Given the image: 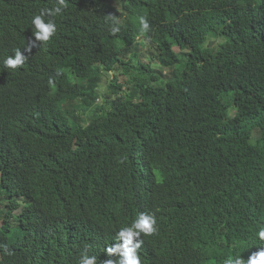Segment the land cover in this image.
Wrapping results in <instances>:
<instances>
[{
	"label": "trees",
	"instance_id": "obj_1",
	"mask_svg": "<svg viewBox=\"0 0 264 264\" xmlns=\"http://www.w3.org/2000/svg\"><path fill=\"white\" fill-rule=\"evenodd\" d=\"M57 4L0 0V59L20 45L27 57L15 70L0 62V264H79L139 210L157 216V248L223 264L242 241L233 210L264 181V0H125L131 25L115 34L106 0H65L54 35L25 51L31 16ZM141 15L172 74L146 55L127 61ZM176 46L188 49L181 69ZM109 65L140 79L99 92L90 69ZM68 94L80 103L60 112Z\"/></svg>",
	"mask_w": 264,
	"mask_h": 264
},
{
	"label": "clouds",
	"instance_id": "obj_2",
	"mask_svg": "<svg viewBox=\"0 0 264 264\" xmlns=\"http://www.w3.org/2000/svg\"><path fill=\"white\" fill-rule=\"evenodd\" d=\"M124 1L125 0H106V18H114L109 28L112 34L118 33L120 27L128 26L126 20L130 15L124 12L121 7ZM65 7V0H58L56 7L52 9H43L41 12L31 16L27 28V31L30 30L29 47L25 48V51L30 52L32 47H38L40 42H47L54 35L56 26L53 18L61 15ZM113 11L116 12V16L110 15ZM138 22L139 34L136 36L134 43L138 51L135 53L130 48L127 52H131L129 55L132 56V58L135 56V58L142 59L143 55L150 54L153 47L151 46V41L144 36L150 31L148 18L141 15L138 17ZM133 26L136 27V25ZM20 46L13 48L1 57L0 62L5 59L2 63L3 68L15 70L23 65L27 57L20 51ZM176 49L180 51L177 52ZM173 50L181 61V63L177 65V68L181 69L185 62L184 54H187L188 49L184 48L182 52L181 49L176 46ZM150 66L155 72H161L162 74L169 75L173 72L172 68L162 67L161 65L160 67H153L151 63ZM116 70L117 68H113L111 65L101 70H96L94 66H92L90 72L100 73L103 81L105 74H114ZM162 82L163 81H159L157 85H161ZM49 83H51V81H49ZM116 98L117 96L114 95V99ZM78 103L80 102L71 101L70 94H68L62 97L59 110L60 112H69L72 107L74 105L77 106ZM234 113L235 111L231 109L230 114L233 115ZM257 139L258 138L253 134V139H250V141ZM0 198V206L4 207L0 209V212L7 213L8 210L5 207L7 201L2 196H0ZM217 202L223 212L222 204L224 199H218ZM17 203L18 206L22 204V199L20 197L17 198ZM182 204L180 200H176L172 204V209L169 211L170 218L178 216L176 214L184 208ZM22 208L23 206L17 207V209L13 211V215H18ZM233 211V214L237 213L234 220L237 219L239 228H243L235 231V238L242 239V241L235 245H231V249H229L226 254L228 258L224 260L223 264H264V181L257 189L247 190ZM156 219L157 216L152 211H137L127 223H119L120 227L115 229L112 240L108 243L103 242L101 244V252L99 254L94 253L93 256H89L86 252L81 253L79 264H153L154 261L164 262L166 260H170L171 264H177V262L180 261L183 262V264H221L218 262L220 259H214L215 256L218 258L221 257V253L218 252L206 251L207 253L205 254L199 250V254L196 255L185 253L178 256L172 254L167 247L159 246L157 248L150 237L157 231L155 228L157 223ZM2 221L3 220L0 219V222ZM206 255L211 256V261L207 262L205 260L204 256Z\"/></svg>",
	"mask_w": 264,
	"mask_h": 264
},
{
	"label": "rangeland",
	"instance_id": "obj_3",
	"mask_svg": "<svg viewBox=\"0 0 264 264\" xmlns=\"http://www.w3.org/2000/svg\"><path fill=\"white\" fill-rule=\"evenodd\" d=\"M176 51H180L178 49H176ZM127 56V61L130 62V64L132 66H136V61L137 59H141V58H132V56L130 55H126ZM146 61L150 62L153 64V67H160L158 60H157V52L153 49L150 51V54H147L145 56ZM140 79V77L138 76V73L135 69H131L130 73H125V71L122 68H119L116 70V72L114 74L109 73L108 75L105 74L103 77V81L100 84L99 87V92L102 90L107 91V89L110 87L111 83H117L118 85L123 86L124 88H132L133 84ZM137 101L141 100V95L138 94L136 96ZM1 200V198H0ZM4 207L0 206V209H2ZM3 221L0 222V227L2 226Z\"/></svg>",
	"mask_w": 264,
	"mask_h": 264
},
{
	"label": "bare ground",
	"instance_id": "obj_4",
	"mask_svg": "<svg viewBox=\"0 0 264 264\" xmlns=\"http://www.w3.org/2000/svg\"><path fill=\"white\" fill-rule=\"evenodd\" d=\"M128 25H131V24H128ZM69 78H70V77H69ZM116 217L118 218V216H117V215H116ZM123 217H124V216H123ZM119 218H120V217H119ZM123 219H124V218H123ZM116 220H117V219H116ZM116 220H115V221H116ZM118 220H119V219H118ZM120 220H122V217H121V219H120ZM122 221H123V220H122ZM116 222H117V221H116ZM124 222H125V220H124ZM124 222H123V223H124ZM126 222H127V221H126ZM121 223H122V222H121ZM117 224H118V223H117Z\"/></svg>",
	"mask_w": 264,
	"mask_h": 264
}]
</instances>
